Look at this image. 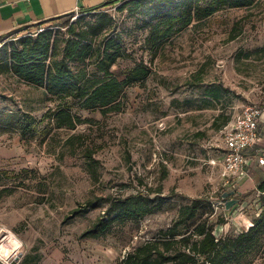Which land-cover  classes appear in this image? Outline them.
<instances>
[{
  "label": "rangeland",
  "instance_id": "374dc122",
  "mask_svg": "<svg viewBox=\"0 0 264 264\" xmlns=\"http://www.w3.org/2000/svg\"><path fill=\"white\" fill-rule=\"evenodd\" d=\"M214 2L218 11L213 16L172 38L153 62L146 39L160 12L158 0L142 6L121 0L50 25L51 41L61 48L72 37V25L77 32L111 19L98 43L113 39L115 48L129 55L113 66L115 75L122 78L140 60L152 68L148 80L125 89L119 112L103 115L71 101L73 111L94 125L55 130L46 122L34 137L23 135L20 118L41 120L59 102L49 99L44 88L0 74V226L53 260L59 251L81 254L83 264L91 259L119 264L135 247L172 228L180 208L195 198L212 199L217 207L205 204L188 225L208 220L227 242L260 217L264 202L262 207L251 201L248 207L222 208L240 198L226 189L222 176L221 130L247 106L264 109V0L202 4ZM21 38L7 41L0 56ZM79 135H84L83 147L75 138ZM87 147L95 152L96 172L85 156ZM160 187L167 198L161 209L138 223L117 225L104 238H81L105 210L104 203L66 219L79 202ZM9 243L0 247V256L7 254ZM224 264H264V233L257 242L235 247Z\"/></svg>",
  "mask_w": 264,
  "mask_h": 264
},
{
  "label": "trees",
  "instance_id": "16d2710c",
  "mask_svg": "<svg viewBox=\"0 0 264 264\" xmlns=\"http://www.w3.org/2000/svg\"><path fill=\"white\" fill-rule=\"evenodd\" d=\"M117 1L121 0H110L97 9L85 12L105 10ZM144 1L133 0V3L142 6ZM203 1L158 0L156 7L160 12H157L146 39L152 62L172 38L194 22L207 19L218 11L215 2L203 5ZM71 16L74 14L51 20L46 30L37 36L22 35L9 54L0 56V74H11L26 84L44 88L49 99L59 102L57 108L47 112L41 120L32 116L20 118L23 135L31 134L34 137L46 122L53 124L55 130H75L80 125H94L93 119L83 118L73 111L71 101L79 103L82 109L100 110L103 115L119 112L123 106L121 101L125 89L145 82L152 75L151 66L144 60L136 62L122 78L115 75L113 66L129 55L117 50L113 39H109L105 45L103 41L98 43V38L105 33L111 19L77 32L72 25L73 38L63 40L64 46L59 48L58 41H51L53 31L50 25ZM99 74H102L101 78H98ZM228 125L229 121L223 130ZM47 129L45 127L43 132ZM75 138L81 140L79 146L85 145L84 135ZM75 138H70L69 143H73ZM94 153L89 147L85 150L89 165L96 172ZM259 191L258 201L262 207L264 183L260 185ZM162 193L160 187L148 190L147 194L137 191L124 196L108 195L88 199L79 202L66 219L84 216L104 203L103 213L81 235L82 239H101L110 235L117 225L138 223L161 209L167 199ZM205 204L217 207L212 199H193L180 208L172 228L135 247L119 264H224L229 252L235 247L257 242L264 233V210L249 229L241 231L238 238L229 242L224 236L216 234L208 220L189 226L188 223L197 218ZM181 227H184L185 232L180 230Z\"/></svg>",
  "mask_w": 264,
  "mask_h": 264
},
{
  "label": "crops",
  "instance_id": "0c3cea01",
  "mask_svg": "<svg viewBox=\"0 0 264 264\" xmlns=\"http://www.w3.org/2000/svg\"><path fill=\"white\" fill-rule=\"evenodd\" d=\"M108 1L110 0H0V36L12 34L7 39L10 41L29 31H34L39 24H49L52 22L51 20L74 14L76 11L85 12L97 9ZM235 119L236 116L229 121V124ZM258 133L257 143L247 152V163L239 179V195L235 196L240 199L239 201L229 200L230 202L222 207L225 212L241 205L248 207L251 201L258 203L259 187L264 183V165L259 163V158L264 157V115L259 120ZM228 187L226 186V189ZM228 191L230 192V190ZM51 255L42 252L41 249L29 250L25 244L20 258L13 264H83L81 254L74 253L66 256V254L57 251L54 252V260ZM90 264L99 263L97 259L96 262L91 259Z\"/></svg>",
  "mask_w": 264,
  "mask_h": 264
},
{
  "label": "built area",
  "instance_id": "2783aa9c",
  "mask_svg": "<svg viewBox=\"0 0 264 264\" xmlns=\"http://www.w3.org/2000/svg\"><path fill=\"white\" fill-rule=\"evenodd\" d=\"M80 13L76 11L74 15ZM47 27V24H39L34 31L27 32L25 36H37L43 33ZM4 44H0V49ZM263 115L264 109L258 106H247L223 130L222 176L228 182L229 187L233 189L232 193L235 195H239V179L247 163V152L257 143L259 120ZM212 163L214 164L215 161L213 160ZM259 163L264 165L263 156L259 158ZM217 203L222 205L221 202ZM251 226H247V229ZM7 241H10L7 254L3 257L0 256V261L3 264H13L20 258L25 244L11 230L0 226V247Z\"/></svg>",
  "mask_w": 264,
  "mask_h": 264
},
{
  "label": "water",
  "instance_id": "95a60500",
  "mask_svg": "<svg viewBox=\"0 0 264 264\" xmlns=\"http://www.w3.org/2000/svg\"><path fill=\"white\" fill-rule=\"evenodd\" d=\"M12 36V34L6 35V36H0V44L7 41Z\"/></svg>",
  "mask_w": 264,
  "mask_h": 264
},
{
  "label": "bare ground",
  "instance_id": "6f19581e",
  "mask_svg": "<svg viewBox=\"0 0 264 264\" xmlns=\"http://www.w3.org/2000/svg\"><path fill=\"white\" fill-rule=\"evenodd\" d=\"M8 242H10V241H7V242H5V244H8ZM5 244H4V245H5ZM3 251H4V250H3ZM0 252H1V250H0ZM4 253L6 254L7 252H6V251H4Z\"/></svg>",
  "mask_w": 264,
  "mask_h": 264
}]
</instances>
